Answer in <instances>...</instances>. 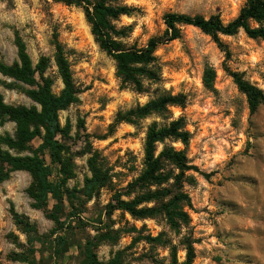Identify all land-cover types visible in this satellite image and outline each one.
<instances>
[{
    "label": "rangeland",
    "instance_id": "rangeland-1",
    "mask_svg": "<svg viewBox=\"0 0 264 264\" xmlns=\"http://www.w3.org/2000/svg\"><path fill=\"white\" fill-rule=\"evenodd\" d=\"M245 2L120 0L119 4L131 11L113 23L117 28L129 27L120 39L126 47L141 48L148 39L163 33V17L167 13L204 18L218 15L227 23L238 15ZM178 27L179 38L155 50L159 81H144L147 92L138 93L130 87H120L114 60L95 42L79 7L54 0H0V62L11 64L16 59L13 41L17 31L33 64L42 56L48 58L46 75L53 79L52 92L58 94L63 84L53 61L54 36L66 50L78 89L77 101L58 112L61 126L67 122L70 125L66 143L73 158L74 177L67 180L66 186L79 189L84 177L90 176L89 154L85 152L88 145L98 153L110 175V183L85 204L81 217L90 225L71 230L69 246L59 257L54 256L48 244H37L35 264H80L77 244L93 239L106 224L118 230V238L113 244L96 245V255L103 262L119 252L121 264H168L167 247L137 238L164 233L177 246L179 263L185 258L179 241L188 237L195 252L193 264H264V106L250 113L245 95L228 74V70L240 73L264 93V42L249 38L240 30L233 36H219L226 46L224 51L200 29ZM207 68L214 73L211 88L205 87L202 80ZM11 81L0 74L4 102L32 105L24 93L4 86L3 82ZM165 93L183 94L184 106L168 107L165 117L151 115L137 125L122 122L109 130L118 111L143 105ZM179 117L190 134L188 143L166 140L165 144L183 150L189 164L197 168L187 173L193 182L183 184L191 202L185 208L190 218L188 225L174 232L163 217L134 219L120 210H114L107 218L103 207L111 196L124 193L127 184L143 169L144 138L149 124L156 121L162 126ZM14 129V122H5L0 126V135H12ZM39 142L34 140L33 145ZM162 147L159 143L157 152ZM55 171L53 167V178ZM30 183L31 176L26 171H14L0 183V264H25L10 259L13 252L27 248L28 240L14 223L11 207L27 217L39 235H48L54 228V222L43 210L32 207L33 200L26 192ZM52 203L50 200L49 206ZM65 206L68 212L67 201ZM70 222L76 226V220Z\"/></svg>",
    "mask_w": 264,
    "mask_h": 264
},
{
    "label": "trees",
    "instance_id": "trees-1",
    "mask_svg": "<svg viewBox=\"0 0 264 264\" xmlns=\"http://www.w3.org/2000/svg\"><path fill=\"white\" fill-rule=\"evenodd\" d=\"M65 5L79 7L91 34L99 48L106 52L115 62V75L120 87H130L138 93L147 92L144 81H159L157 57L158 46L167 44L180 36L178 26L189 25L209 35L217 47L226 51V46L219 36H233L242 30L247 37L264 42V0H246L238 15L227 23H223L218 15L204 18L200 15L184 13H167L163 17L165 29L161 35L148 39L141 48L126 47L121 38L126 36L129 27L117 28L113 23L121 15H129L131 9L120 5V0H54ZM254 23L255 26H251ZM16 59L11 64L0 62V74L11 79L3 82L6 88L17 89L24 93L33 104L8 105L0 93V126L5 122H14L15 129L11 135H0V183L7 180L14 171H26L31 176V183L26 192L33 200L32 207L43 210L54 222V228L48 235H39L27 217L13 211L14 223L27 236V248L21 252H13L10 259L25 264H35L36 245L48 244L54 256L59 257L69 246V236L73 228L83 229L90 225L81 215L85 212V204L97 197L100 190L110 183V175L103 168L99 155L90 145L85 150L89 154L87 166L90 176L83 179L81 188H69L67 180L74 177V163L70 148L66 141L70 139V125L61 126L58 112L77 101L76 88L70 64L66 58L64 46L53 37V61L63 87L58 94L52 92L53 79L46 75L48 58L40 57L33 64L25 43L17 31H14ZM237 89L246 97L250 113H254L260 105L264 106V93L261 89L243 79L238 72L228 70ZM214 77L213 70L207 68L203 73V84L211 88ZM27 86V87H25ZM183 94H160L143 105H136L124 111H118L109 130L119 123L137 125L139 120L151 115L165 117L168 107H183ZM82 122L79 121V128ZM189 132L184 129L182 117L171 120L160 126L156 121L149 124L144 138L143 169L141 173L127 184L124 193L115 192L110 201L103 207L107 218L114 210L129 214L134 219L163 217L168 227L179 232L182 226L188 225L190 218L185 208L190 207V197L183 190L184 182H193L189 171L197 168L186 158L183 150H176L165 144L166 140L188 143ZM34 140L40 142L35 146ZM163 147L157 152V145ZM84 152V153H85ZM53 167L55 177L53 178ZM130 195H133L130 197ZM122 196L129 197L123 199ZM53 203L49 206V201ZM65 201L69 203V211ZM70 220H76L72 227ZM101 223V222H98ZM133 229V228H132ZM118 238V230L109 225L99 228L93 239L84 244H77L81 255L80 264H121L120 253H116L106 262L100 261L95 248L98 243L113 244ZM151 245L167 247L168 264H193L195 252L193 242L183 237L179 244L185 251L184 260H177V246L164 233L156 236H140ZM19 247L23 245L18 244Z\"/></svg>",
    "mask_w": 264,
    "mask_h": 264
}]
</instances>
